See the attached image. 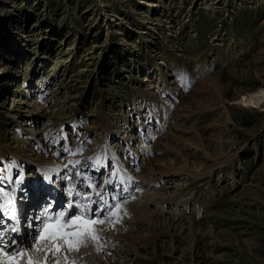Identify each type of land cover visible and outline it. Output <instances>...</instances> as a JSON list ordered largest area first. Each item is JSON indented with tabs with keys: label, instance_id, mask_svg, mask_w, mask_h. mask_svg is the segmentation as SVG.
<instances>
[{
	"label": "rangeland",
	"instance_id": "374dc122",
	"mask_svg": "<svg viewBox=\"0 0 264 264\" xmlns=\"http://www.w3.org/2000/svg\"><path fill=\"white\" fill-rule=\"evenodd\" d=\"M3 23L7 26L0 31V43L6 44L0 56L14 49L19 60L9 67L15 78L0 86L2 141L31 146L26 130L40 129L43 133L37 138L60 159L62 152L66 156L87 147L89 134L109 118L116 138L130 124L136 147L134 138H141L137 113L145 117L150 97L162 100L163 122L194 127L191 140L210 153L206 160L193 159L205 160L202 177L187 179L175 193L166 192L169 197L164 199H170L159 204L151 205L147 198L145 206L161 223L156 236L148 224L132 222L136 217L130 210L118 215L122 223L130 220L133 226L116 220L103 226L112 227L114 238L138 235L133 249L137 255L130 260L124 256L130 246L114 243L119 262L264 264V0H0V26ZM67 50L72 60L64 64L57 59ZM85 51L93 58L82 57ZM143 75L158 79L153 90L149 82H142ZM208 78L209 88L197 86ZM196 87L198 103L186 99V115L177 120L175 108ZM28 88L50 99H27ZM247 93L263 97L257 108L235 103V97ZM38 104L44 107L37 109ZM155 127L147 128L149 140L155 137ZM116 140L111 138L109 145H116ZM117 167L110 165L109 172ZM88 170L84 182L100 178ZM66 175L75 174L61 171ZM127 188L128 193L121 191L123 196L117 197L124 206L137 193ZM178 198L189 202L172 215L170 205L175 203L170 200ZM165 221L185 228H164ZM113 260L110 263L116 264Z\"/></svg>",
	"mask_w": 264,
	"mask_h": 264
},
{
	"label": "bare ground",
	"instance_id": "6f19581e",
	"mask_svg": "<svg viewBox=\"0 0 264 264\" xmlns=\"http://www.w3.org/2000/svg\"><path fill=\"white\" fill-rule=\"evenodd\" d=\"M6 26L7 23L1 24L0 31L6 28ZM3 34L5 35V33ZM7 41L9 42L8 44H10L11 41L10 38H7ZM1 43H0L1 45L0 49L4 47L6 41L2 40ZM69 48L73 49V47L71 46ZM85 52L81 54L82 57L86 58L87 60L93 58L92 52L89 51H85ZM4 53L5 54H3V56H0V86L2 87H6L7 85L6 81L8 78H15L16 74L13 75V71H11V68L9 67L11 66L13 67V65L17 63V59L19 58L17 57L18 52H16L14 49L11 51L5 50ZM69 53L70 52L67 50L64 53V56L62 55L57 60H61V62L64 64L70 62V60L72 59L69 58L68 55ZM14 56L16 58H14ZM95 58L98 59L99 56H96ZM32 76L29 77L30 81L32 80L31 78H33L35 75L33 77ZM147 76L143 75L142 82L145 81L149 82V87L151 90H153L155 88L154 86L156 85L155 83H158V79H155V81H153L151 80V75L149 77ZM209 80H210L209 78L202 80L197 84V86L199 85L202 88H209L210 85ZM166 85L167 84L161 87L165 91H166L165 87H167ZM159 86H161V83ZM167 91H169V94L172 95V98L176 96L174 94V91H172L170 88ZM150 93L151 91H149L147 94ZM198 93L199 91H197V87H196L189 94L183 95L184 98L182 97V101L180 105H178L175 108L176 111L175 118L177 120H181L186 115L185 114L186 110L183 109V106H186L185 103L187 102L185 101L186 99L189 100L193 99L198 103V100L195 99V96ZM25 94L26 95L28 94V97H26L27 99L32 97H34L35 99L38 98V100L34 101L36 103H41L43 98L47 97L43 95L42 97H39L41 95V94L39 95V91L31 90L30 88L27 89ZM258 95H256L255 93L242 94L240 98L236 99L235 97V103L242 102L244 103V105H247L251 108L252 107L257 108L258 105L260 104L259 102L263 98ZM143 96L145 95L143 94ZM10 98L16 100V98L13 97ZM149 98H148V104L146 105V112L144 114L145 117H142V114H140L139 111L136 117V120H138V125L136 126H138L139 128V134L141 135V138L137 136L138 138L135 137L134 141H138L137 142L138 146L136 147L140 149L136 148L133 145V143H131L130 134H129L131 129L129 127L130 124L129 125L127 124L123 134L119 132L118 138H116L111 130V125L113 123L110 122L109 118L106 119V122L102 120V122H100V124L97 126L98 129L93 130V132L89 134L92 137H90V139L87 140L88 141L87 147L79 148L72 154L66 156H65V152H62L64 153V156H62V158L60 159H57L59 157L53 156L54 151H51L50 153L47 152V149H45L46 143H44L43 141L44 139L39 140L37 138L41 135V133H43L42 132L43 130L40 129L32 130L33 128L26 130V134L28 135L30 142L32 143L31 146H27L30 145V143L26 144L23 141L4 142L2 141L0 135V165L2 164L1 166L3 167L2 174L4 176H11L13 180L16 179L21 180L20 184L13 185L16 188V192L14 193V195L16 197L19 210L22 211L23 207H25L27 210V215L29 217V220H33L34 224H38L39 220H35L34 218L39 216L44 211L45 207L49 206V204L59 209L61 204L66 206L67 202L72 199V197H69L67 195V191H66L67 188L70 186H75V190L79 191L81 195H83L82 193H84L85 191L86 194L84 195H88L89 193H92L91 198L93 200L97 199V197L95 196V192L101 191V189H103L102 195L104 199L108 201L109 204H115L117 201L113 200V197L120 198V196H123L121 195V191L123 192L124 189H128L127 187L129 186L130 188H133L132 189L133 192L136 191L137 193H135V195H133L131 198L126 199L124 201L125 206L121 205L122 208L120 210H122V213L125 214L128 210L132 211L131 213H133V215H135L136 217L134 218L135 220H132V222L144 223L145 225L148 224V230H151L153 232L152 236L154 235L156 236L158 234L157 232L161 227V223L158 220L157 213H154L155 211L153 209L147 208L145 204H147L148 200H150L151 205H154L155 203L159 204L161 203V200L165 198V196H168L166 195V192L175 193L179 188H181L186 183L185 181L187 179L193 177L198 178L199 176L202 177L207 172L206 171L207 168H204L205 166L204 162L206 158L210 156V153H208L205 150L201 142L195 143L194 141L191 140L190 137L194 136L195 133L194 127L192 126L181 127L177 123H173V122L167 123L168 119L166 120V123L165 121L163 122V116L165 115L164 114L165 107L163 106L164 105L163 103L159 105V103L162 102V100L159 99V100L151 101V98L150 99ZM19 103H25V101L20 100ZM43 107H44L43 105L40 104L37 105V109H41ZM176 119L175 122H178L176 121ZM35 120L36 122L38 121L37 119ZM19 123L20 125L23 126L27 125V123L23 121H20ZM153 124L156 125L155 127L156 134L155 137L150 136L151 138L149 140L147 128H152V126H154ZM111 138L117 139L115 141L116 145H112V146L109 145ZM147 140H149V142ZM120 145H122L123 148H120L119 147ZM124 145H126V147H124ZM37 148L42 150L41 153L42 155L36 151ZM137 149L140 152L144 153L143 158L140 157L141 153L139 154ZM201 151H202V155H201ZM43 152L48 153V155L45 156ZM151 152H153L152 155ZM58 154H56V156ZM194 158H202L205 160L196 162V160L195 161L193 160ZM77 160L80 161V163L76 164L75 167L69 164V161L74 162ZM132 164L134 168H131ZM8 165H12L11 169L7 167ZM65 165H68V167L65 168ZM110 165L111 168H113L114 165H118L117 170L110 173L111 172V171L109 172ZM65 169L66 170L68 169L69 172L74 173L75 175L61 176V171L63 172ZM103 169L106 172L103 171ZM86 170L91 172V175L93 173L94 175L98 174L100 178L98 177L95 179L94 177H91L90 179H88L87 182H84L83 178L85 177L84 175L87 172ZM77 173H79V178L76 177L78 176ZM66 177H71V180L69 181L68 179H66ZM41 182H44V184H42ZM152 183H154L155 186L158 187L153 189ZM90 184L97 185L98 187L95 190H93L92 188L88 187V185ZM43 188H47L49 192L45 193V197L42 199L41 201L42 205H41V202H37L39 201V197L38 196L34 197V195L37 194L39 190L44 191ZM126 192L128 193V190L124 191V193ZM150 194L154 195V197H152ZM143 195L147 197L144 198ZM32 199H34L33 200L34 202L38 203V208L36 209V211L34 209L33 213L30 214V211L28 210L29 207H27V204H29V202H31L29 200ZM154 199H158V200L156 201ZM169 199L167 198L164 200H169ZM151 200L153 202H151ZM187 202H189V200L181 199V198H178L176 200H170V204L175 203V205L173 204L172 206L170 205V208L172 210L170 211L172 212L171 214L173 215V213L179 211V208L181 209V206L183 205L186 206ZM83 203L85 204V206H87V201H84ZM91 207L95 209L96 205H91ZM119 217L120 216L117 215V216L109 217L108 219L110 222H112L111 224L113 225V221L115 220L120 221ZM129 221L130 220L125 221V223L124 221L123 223L122 221H120V223H122L125 226L127 223H129L128 225L133 226L132 225L133 223H130ZM189 225H191V223H188V226ZM162 227L164 228L171 227L174 230L181 231L185 228V225L182 223H173V222L167 223L165 221V226ZM108 228L109 229H106L100 233L103 239L99 242L96 241H92V243L89 242L90 244H88V246L84 247L83 249H81L82 247L81 246L79 251L73 250L71 252H67L66 249L63 250L67 254L69 264L72 260H75L76 264H112L110 263L112 259H114L113 262H116V264H124L123 263L124 261L119 262L117 259L118 256L116 252L119 249V247L114 245V243L117 241H124L125 243L122 242L124 243V245L130 246V249L128 248L127 252L124 253L125 258L127 260L134 258L137 255L136 254L137 252L135 250L137 249L136 246L139 242L137 240L139 239L138 235L137 237H134L132 236V233L130 235L129 233L127 235L119 234L120 239L114 238L116 235L114 236L109 232L111 231L112 227H108ZM30 232H33L34 234V229L31 230L28 226L24 225L22 221L21 232L19 236H17L18 243L20 242L26 243L29 240ZM15 235H16L15 233H9V236H15ZM144 235L145 234H143V236ZM148 235L149 234H147V236ZM140 245H143L142 241L140 242ZM97 247L100 248L99 251H97ZM117 247L118 249H116ZM57 258L61 260V264H65L62 254H57L56 257L50 259L48 261V264H53V261Z\"/></svg>",
	"mask_w": 264,
	"mask_h": 264
},
{
	"label": "snow or ice",
	"instance_id": "6c2138e0",
	"mask_svg": "<svg viewBox=\"0 0 264 264\" xmlns=\"http://www.w3.org/2000/svg\"><path fill=\"white\" fill-rule=\"evenodd\" d=\"M80 161H69L73 167ZM11 169L12 165L7 166ZM68 165H65L67 168ZM0 169V264H48V261L57 254H62L65 264H69L66 252L79 251L80 247L88 241L99 242L103 239L100 235L104 231L106 223L111 224L109 217L117 216L121 209L117 197L113 200L115 204H109L101 191H96L97 199L91 198L92 193L81 195L75 190V186L67 188V195L72 197L60 209L49 204L35 220L28 221V227L34 229L29 233V240L18 243L17 236L21 232V215L14 193L16 188L13 185L21 183L20 179L13 180L11 176H4ZM79 175V173H77ZM69 181L71 177H66ZM110 182V181H109ZM106 182V183H109ZM95 190L97 185H88ZM127 191V189H124ZM87 201V206L83 203ZM91 205H96L93 209ZM119 221L117 220L116 223ZM15 233V236H9ZM100 248L97 247V251ZM53 264H61L59 258ZM70 264H76L72 260Z\"/></svg>",
	"mask_w": 264,
	"mask_h": 264
}]
</instances>
